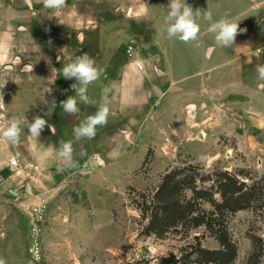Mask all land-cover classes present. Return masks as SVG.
Returning <instances> with one entry per match:
<instances>
[{
    "label": "crops",
    "instance_id": "obj_1",
    "mask_svg": "<svg viewBox=\"0 0 264 264\" xmlns=\"http://www.w3.org/2000/svg\"><path fill=\"white\" fill-rule=\"evenodd\" d=\"M135 2L137 7L132 8L131 15H145V28L150 32L146 41L149 51L140 58L127 53L122 12L98 0H67L66 7L57 12L43 8L36 0L34 10L25 0H0V78H4V82L0 80V94L4 95L5 110H0V132L13 117L24 121L18 144L9 145L0 135V258L6 264L20 263L26 250L19 215L13 213L16 198L7 196L20 185L14 173L15 161L28 162L30 156H39V150L58 146L61 139H72L73 127L96 112L104 88L111 89L108 123L97 129L94 139L80 142L85 156L79 155L80 144H74L77 168L60 172L56 162V185L62 173L77 171L85 180L113 170L127 171L137 152L143 159L150 149L156 150V140L166 150L165 140L188 135L189 125L195 123L189 120V108H203L206 94H211L213 101H219L224 91L230 99L239 95L251 98L247 91L251 90L254 54L264 46V27L252 23L258 0H186L193 11H201L197 17L198 41L189 43L167 38L169 0ZM237 5L241 8L231 13ZM206 11L212 13L213 21L223 14L239 23L244 31L238 30L232 46L215 44V34L208 31L210 22L204 18ZM55 28L52 36L47 35ZM132 29L140 31L134 25ZM48 45L56 46V59L46 52ZM84 52L95 60L103 75L88 88L90 103H80V112L73 116L64 113L60 103L75 95L71 84L76 81L66 80L61 69ZM25 60L31 62L24 69L31 74L32 84H7L4 70L14 71V61ZM53 99L56 108L46 114ZM37 115L55 126V135L47 127L38 139L28 134L27 121L32 122ZM87 163L89 170L84 166Z\"/></svg>",
    "mask_w": 264,
    "mask_h": 264
},
{
    "label": "rangeland",
    "instance_id": "obj_2",
    "mask_svg": "<svg viewBox=\"0 0 264 264\" xmlns=\"http://www.w3.org/2000/svg\"><path fill=\"white\" fill-rule=\"evenodd\" d=\"M98 2L122 12L124 30L134 33L133 36L126 33V48L128 42L139 39L141 53H147L150 32L145 28V15H131L132 8L137 7L135 0ZM257 3L252 23L257 26L261 23L264 27V0ZM239 8L237 5L231 13ZM133 25L140 31L135 32ZM53 32L56 28L48 30L47 35L52 36ZM46 52L56 59V46L48 45ZM14 62L16 70H4L7 84H32L31 74L24 69L31 62ZM258 65H264L262 45L254 54L251 90L247 91L251 98L239 95L237 99H230L224 91L219 101H213L212 95L206 94L203 108H189V120L199 125L190 124L187 136L183 133L174 135L171 141L165 140L166 150L156 140V150L150 149L143 159L142 153L137 152L127 171L113 170L105 176L94 175L85 180L77 171L62 173L56 185V160L50 149L39 150V156H30L28 162L15 161L14 173L20 178V185L7 196L16 198L13 213L19 215L26 246L18 264H152L159 256L178 253L201 231L191 232L189 239L183 234L156 238L145 232L148 220L142 211L144 202L152 201L163 178L174 170L193 167L229 171L243 180L251 179L249 184L258 182L264 186V90L258 88L264 81L258 79ZM0 96L4 99L3 94ZM0 110L5 111L4 107ZM201 155L207 159L199 160ZM84 166L89 170L88 163ZM35 209L43 214L40 223L35 220ZM34 223L42 230L38 260L29 252ZM229 228L238 252L233 264H249L254 242L264 246V210L236 213L231 216ZM202 245L208 250L221 248L213 237L204 238Z\"/></svg>",
    "mask_w": 264,
    "mask_h": 264
},
{
    "label": "trees",
    "instance_id": "obj_3",
    "mask_svg": "<svg viewBox=\"0 0 264 264\" xmlns=\"http://www.w3.org/2000/svg\"><path fill=\"white\" fill-rule=\"evenodd\" d=\"M229 171L193 167L168 173L149 203L143 205L145 232L164 239L168 235L201 231L178 253L155 258L152 264H233L237 245L230 233L231 216L244 210H264V186L249 184ZM209 206V207H208ZM213 237L219 250H208L202 241ZM264 246L254 242L249 264H263Z\"/></svg>",
    "mask_w": 264,
    "mask_h": 264
},
{
    "label": "clouds",
    "instance_id": "obj_4",
    "mask_svg": "<svg viewBox=\"0 0 264 264\" xmlns=\"http://www.w3.org/2000/svg\"><path fill=\"white\" fill-rule=\"evenodd\" d=\"M36 2L42 3L43 8L53 12H57L67 5V0H36ZM25 3L30 9L34 10L33 0H25ZM167 7L169 9L165 20L167 38L170 40L174 38L179 39L183 43L197 42L200 32L197 17L200 16L201 11L199 9L193 11V8L186 3V0H169ZM204 18L210 22L208 31L215 34V44L220 47L232 46L238 30L244 31L243 29H239V23L232 22L227 16L213 21L212 13L206 11L204 12ZM57 59L60 60V57L58 56ZM140 63L141 61L138 60L137 64L139 65ZM29 70H32L31 66H29ZM61 71L62 76L66 80L75 79L76 82L71 84L75 95L69 96L66 100L62 101L60 107L64 113L76 116L80 112V103H90L87 94L88 88L101 78L103 70L96 66L95 60L87 52H84L82 55H76L70 63L62 67ZM256 71L258 79L264 81V65H258ZM258 88L264 90V83L258 84ZM110 91L111 89L107 87L102 90V100L96 112L87 116L85 120L73 127L72 139H61L58 146L50 149V154L54 156L57 162V171L63 172L77 168L79 163L75 158L74 144H80L79 155L85 156L86 151L80 142L94 139L97 134V129L107 125L110 115L108 101ZM0 107H3L2 96H0ZM55 108L56 102L53 99L48 106V113L46 114H50ZM23 125L24 121L20 118L13 117L8 121L7 126L2 132H0V135H2L9 145L18 144L20 142ZM26 127L28 134L36 139H38L45 127L49 128L53 135L56 134L55 126L49 124L40 115L35 116L30 123L27 121ZM198 159L204 161L207 159V156L201 155ZM0 264H6L5 260L0 258Z\"/></svg>",
    "mask_w": 264,
    "mask_h": 264
},
{
    "label": "built area",
    "instance_id": "obj_5",
    "mask_svg": "<svg viewBox=\"0 0 264 264\" xmlns=\"http://www.w3.org/2000/svg\"><path fill=\"white\" fill-rule=\"evenodd\" d=\"M142 46L138 43L137 40H131L127 46V53L132 58H140ZM34 213L37 218L35 219L38 223L43 221V214L39 211V209H35ZM40 225L33 224L32 232L30 235V245L29 252L34 260H38L41 256L42 250V242H41V234L42 230L39 227Z\"/></svg>",
    "mask_w": 264,
    "mask_h": 264
},
{
    "label": "bare ground",
    "instance_id": "obj_6",
    "mask_svg": "<svg viewBox=\"0 0 264 264\" xmlns=\"http://www.w3.org/2000/svg\"><path fill=\"white\" fill-rule=\"evenodd\" d=\"M192 110H195V106H193V107H190ZM15 165V164H14Z\"/></svg>",
    "mask_w": 264,
    "mask_h": 264
},
{
    "label": "water",
    "instance_id": "obj_7",
    "mask_svg": "<svg viewBox=\"0 0 264 264\" xmlns=\"http://www.w3.org/2000/svg\"><path fill=\"white\" fill-rule=\"evenodd\" d=\"M9 68H10V69H12V67H11V66H9ZM92 168H93V170H94V167H92Z\"/></svg>",
    "mask_w": 264,
    "mask_h": 264
}]
</instances>
